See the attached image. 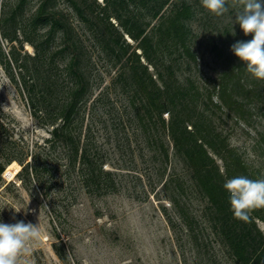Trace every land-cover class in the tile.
<instances>
[{
  "label": "trees",
  "instance_id": "1",
  "mask_svg": "<svg viewBox=\"0 0 264 264\" xmlns=\"http://www.w3.org/2000/svg\"><path fill=\"white\" fill-rule=\"evenodd\" d=\"M30 1L0 0V65L25 100L36 125L48 134L31 143L25 137L15 139L0 105V187L15 185L16 181L6 184L2 174L17 161L19 185L46 200L59 240L53 243L59 258L68 262L59 227L78 196L118 193L124 173L139 172L136 165L111 163L100 141L104 110L110 113L115 109L113 92L125 102L121 113H126V123L123 119L117 123L123 128L133 126L143 134L146 146L160 160L158 177L164 176L169 160L165 137L182 161L187 173L170 174L162 183L174 187L179 196L169 197L171 202L180 206L183 196L186 207L190 179L207 199L211 227L227 248L232 264H264V234L257 224V220L264 222V208L252 211L246 222L238 220L223 188L227 179L237 175L264 177L215 128L199 105V88L177 75L179 57L196 60L187 24L193 15L191 4L186 0H104L93 18L79 0H66L87 24L89 35H82L56 8L57 0H36L35 10L29 13ZM154 19L157 22L149 27ZM125 35L135 43L127 41ZM4 41L9 44L7 51ZM24 43L33 50H25ZM213 49L220 52L216 45ZM96 56L110 72L115 69L106 87L100 85ZM246 74V64L237 58L235 69L220 76L213 87L219 109L244 115V102L236 92L245 97L257 94ZM213 92H208L210 101ZM257 144L264 155V131L259 133ZM181 214L188 219L185 209Z\"/></svg>",
  "mask_w": 264,
  "mask_h": 264
},
{
  "label": "rangeland",
  "instance_id": "2",
  "mask_svg": "<svg viewBox=\"0 0 264 264\" xmlns=\"http://www.w3.org/2000/svg\"><path fill=\"white\" fill-rule=\"evenodd\" d=\"M79 1L93 18L105 4L104 0ZM186 1L193 8V15L187 19V24L191 29L190 44L196 60L179 57L177 75L180 80L191 81L199 88V105L210 116L215 128L264 177V155L257 144L259 133L264 131V80L256 79L247 72L249 83L257 94L245 97L243 92H236L244 102L243 116L225 107L219 109L216 106L219 103L217 92H213L214 84L224 71L235 69L237 57L230 50L231 45L238 40H250L251 34L245 36L239 25H234L235 9L217 17L203 9L199 0ZM36 6L37 1L31 0L27 5L28 12H33ZM56 8L67 15L79 33L89 35L87 24L79 19L66 0H57ZM110 20L117 25L115 18ZM156 22L151 20L149 27ZM125 37L130 43H135L127 35ZM85 42L89 44L91 40L85 38ZM213 45L220 52L214 50ZM4 48L6 51L9 49L7 41H4ZM24 49L33 50L27 43H24ZM96 61V68L101 73L100 85L106 87L115 69L110 72L104 60L97 56ZM149 69L153 72L151 66ZM210 91L213 92L212 101L207 97ZM111 99H114L115 109L110 113L104 110L100 141L111 163L122 167L136 165L141 177L135 175L139 173L135 171L124 173L121 177L122 189L118 193L104 196L81 193L78 196L59 227L68 259L65 263L53 247V243L59 240L54 235V223L46 208V200L30 194L19 185L15 175L20 164L13 161L2 174L6 184L11 181L16 183H9L4 189L0 187V221L40 223L42 237L29 244L30 255L27 258L35 264H232L227 248L211 227L207 199L190 179L186 207L183 206V196L180 206H175L169 199L171 196L179 197L174 187L162 186L170 174L180 176L187 173L182 161L174 154L169 138L165 137L169 144V160L165 162L166 170L160 179L157 170L160 160L146 146L143 134L134 130L133 126L126 124L123 128L117 123L119 119L126 123V113H121L124 100L113 92ZM0 105L7 114L15 139L25 137L31 143L34 139L47 136L46 129L36 125L25 100L1 65ZM218 162L222 166V162ZM106 166L111 168L109 164ZM122 171L128 172L125 169ZM184 209L188 219L181 214ZM257 224L264 234V222L257 220Z\"/></svg>",
  "mask_w": 264,
  "mask_h": 264
},
{
  "label": "clouds",
  "instance_id": "3",
  "mask_svg": "<svg viewBox=\"0 0 264 264\" xmlns=\"http://www.w3.org/2000/svg\"><path fill=\"white\" fill-rule=\"evenodd\" d=\"M199 3L217 17L236 10L234 25L238 24L244 35L251 34L252 38L236 41L230 50L246 64L249 74L264 80V0H199ZM223 188L229 193L230 210L238 220L246 222L252 211L264 208V178L250 179L237 175L227 179ZM41 237L40 223L0 221V264H35L27 258L30 255L29 244Z\"/></svg>",
  "mask_w": 264,
  "mask_h": 264
}]
</instances>
